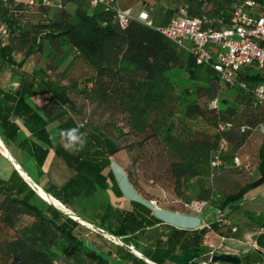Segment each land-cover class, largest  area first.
Wrapping results in <instances>:
<instances>
[{
	"label": "trees",
	"instance_id": "trees-1",
	"mask_svg": "<svg viewBox=\"0 0 264 264\" xmlns=\"http://www.w3.org/2000/svg\"><path fill=\"white\" fill-rule=\"evenodd\" d=\"M150 1L154 26L133 19L122 29L111 13L101 6L91 8L89 0H62L59 9L39 8L16 16L10 5L0 0V26L8 30L4 44L0 42V68L21 67L32 55L43 63L40 80L23 73L13 94L0 89V105L7 100L14 103L7 110L0 106V134L4 140H17L18 127L8 120L12 110L33 138H24L18 145L35 163L37 176L29 174L34 183L80 220L120 241L114 243L113 250H104L87 234L79 235V221L38 196L31 183L13 169L7 178L0 176V264H166L170 256L183 252L197 254L190 262L197 264L207 258L208 234L241 236L239 225L222 218L196 228L164 223L152 211L149 202L154 198L139 193L145 181L136 178L129 167L122 169L131 186L128 190L141 199L127 200L129 208H123L110 198L109 191L116 198H125L115 174L119 168L112 164L119 165L114 156L123 151L132 155L134 147L140 149L144 142L156 138L155 164L172 189V201L164 208L171 211L190 215L184 204L194 200L219 211L234 208L246 192L264 184V135L252 144L256 128L264 124V106L253 105L250 91L222 84L216 72L197 65L192 55L164 37L155 28L160 24L154 14L157 11L170 18L175 9L162 12L155 6L159 0ZM182 1L175 0L177 6ZM233 1L187 0L191 14L223 17L224 23ZM259 3L264 7V0ZM66 47H72L75 55L64 70H58L69 55ZM16 53L22 55L20 61H16ZM239 77L250 90L264 82V72L252 66ZM184 79L186 82H181ZM224 88L236 89L232 99L218 98ZM26 94H48L43 114L24 101ZM202 95L208 102L216 99L217 108H205ZM183 105L185 118L201 117L214 126V133L202 129L174 134L171 125L162 133ZM118 116L123 121L120 126L114 119ZM50 123L57 124L58 144L50 167L55 176L42 170L52 146ZM219 124L230 126L219 131ZM130 137L134 140L129 141ZM222 139L227 141L221 154L223 164L211 175V156ZM242 149L249 153L246 160ZM235 155L242 166L232 163ZM137 160L132 157L133 164ZM253 169L259 178L249 182ZM245 214L259 229L254 241L264 249V232H260L264 230V213ZM137 248L145 251L143 258L135 254ZM241 264H264V254L251 251L241 256Z\"/></svg>",
	"mask_w": 264,
	"mask_h": 264
},
{
	"label": "built area",
	"instance_id": "built-area-1",
	"mask_svg": "<svg viewBox=\"0 0 264 264\" xmlns=\"http://www.w3.org/2000/svg\"><path fill=\"white\" fill-rule=\"evenodd\" d=\"M9 4L12 13L16 15L31 14L39 8L59 9L62 0H2ZM91 8L101 6L104 12L112 14V20L122 29L127 28L133 19L143 22L148 26H154L150 16L152 6L143 1L138 12L134 8H123L118 0H89ZM206 6V3L203 4ZM106 25L107 22H103ZM217 24V25H215ZM164 37L174 42L179 48L185 50L195 60L197 65L211 68L218 75L221 82L230 86L250 91L253 105L264 106V82L253 89H249L247 83L240 79V73L246 67H254L264 72V7L259 0H235L231 4L228 22L223 18L213 19L206 13L191 14L187 0H183L175 9L174 14L165 25L155 27ZM8 36L6 28L0 29V42L4 44ZM217 100L208 103L211 109L217 108ZM229 124H219L218 130L227 129ZM247 127H243L244 130ZM264 132V124L256 130ZM227 141L222 139L218 149L211 156V175L223 164L221 157ZM235 166H242V160L238 155L232 158ZM33 187V185L31 184ZM152 203V202H151ZM155 204V203H152ZM206 202L190 201L184 204L189 214L200 215L205 209ZM206 223H201L199 227ZM251 241V237H248ZM224 238H221L223 241ZM255 245V242H252ZM218 251L210 244L207 258L197 264H226L214 262L212 257Z\"/></svg>",
	"mask_w": 264,
	"mask_h": 264
},
{
	"label": "crops",
	"instance_id": "crops-1",
	"mask_svg": "<svg viewBox=\"0 0 264 264\" xmlns=\"http://www.w3.org/2000/svg\"><path fill=\"white\" fill-rule=\"evenodd\" d=\"M140 3L143 1H147L151 4L150 0H138ZM137 2V1H136ZM177 5L178 3L175 2V0H159V2H156V8L158 10L160 9L162 12L165 9H170V5ZM119 4V2H118ZM120 5V4H119ZM132 5L127 4L126 6H123V8H130ZM173 9V8H172ZM174 14V12H173ZM198 13H196L197 15ZM215 19L221 18V17H213ZM223 18V17H222ZM168 17L164 16L162 14H159L157 11L154 14V20L157 24L165 25L168 22ZM4 25L1 24L0 29L3 28ZM66 55H69L59 64L58 70H64L67 65L71 62L75 55V51L72 47L65 48ZM14 57L16 61H20L22 58V55L20 53L14 54ZM43 63L36 61V56L32 55L29 58L25 60L23 65L21 67L17 66H7L3 65L0 68V89L4 92H9L13 94L20 86V82L22 80V74L26 73L29 75H35L37 80L41 79V74L39 72V67H41ZM48 94H35V95H24V101L29 104L33 109H35L40 114H43L42 108L47 103L48 100ZM3 98V95L0 94V100ZM14 105L12 100H7L5 104L0 105L2 108L4 107L5 110L8 108H11ZM9 122H13L18 127V135L16 141L11 140H4L0 134V176L2 178H7L13 169H15V166H19L21 170L25 172L27 176L30 177V180H32L31 176H37L36 173V167L33 159L25 152L23 151L19 145L18 142L24 138L26 139H33L31 136L30 131L28 128L24 125L23 120L17 116H14L12 114V110H10L9 116H8ZM48 130L51 137L52 146L49 150V154L42 166V170L46 173L47 171L50 172V176H55V170L51 169V162L53 159V152L55 147L58 144V136H57V124L56 123H50L48 125ZM3 145H2V144ZM242 159L246 160L248 158L247 154L242 155ZM16 170V169H15ZM120 171V170H119ZM30 174V175H29ZM120 176V173H119ZM24 178V176H22ZM259 178V173L256 169H253L248 177L249 182H253L256 179ZM26 179V178H25ZM27 180V179H26ZM28 181V180H27ZM34 182V181H33ZM128 186V184H127ZM128 195L131 197L133 196L130 192H128ZM122 199V198H121ZM126 203L129 204L127 201L128 199L123 198ZM249 201L255 202L256 204L252 205L251 208H245V204H247ZM113 203L118 206L114 201ZM234 208H225L223 211H219L220 215L219 218L224 219V221L232 222L236 225H239L242 228L241 236L239 238H224L222 241V244H226V241L231 239L234 240V243L231 246H228V250L225 251V253H231L235 254L240 257V263H241V256L245 255L251 251L258 250L261 254H264V249H261L255 245L252 242H255V236L257 233H259V229L256 227V225L248 219L245 212L249 211L254 215H259L260 213H264V184L258 185L252 189H250L248 192L244 194V196L241 198V200L237 201V206H233ZM129 208V207H127ZM163 210H169L167 208L161 207ZM215 209V208H212ZM171 211V210H169ZM166 218L170 220V216H178L181 217L182 220H179V224H182V227L185 226L188 227H194L197 224L201 223H208L210 221H206V218L203 214L201 215H193L190 214L189 216H183V215H177V214H165ZM208 215H210L208 213ZM260 232H264V230H260ZM248 236H245V235ZM245 236V237H244ZM251 237V241H246L245 248H241L238 243H240L239 240L245 241L244 239L246 237ZM221 239V238H220ZM249 239V238H248ZM206 245V242H205ZM219 253V252H218ZM166 264H173L171 262H167ZM191 264V263H188Z\"/></svg>",
	"mask_w": 264,
	"mask_h": 264
},
{
	"label": "rangeland",
	"instance_id": "rangeland-1",
	"mask_svg": "<svg viewBox=\"0 0 264 264\" xmlns=\"http://www.w3.org/2000/svg\"><path fill=\"white\" fill-rule=\"evenodd\" d=\"M137 1V2H136ZM119 4L121 7L126 6L127 4H131L134 8V13L138 12L140 9V1L138 0H118ZM130 7V8H131ZM170 8L176 9L177 5H170L168 6ZM69 10H72V6L68 7ZM175 11V10H174ZM187 75L184 73L183 77H186ZM183 83L186 82V79H184L183 81H181ZM222 84H224L222 82ZM234 94H236V89L233 88H224V89H220V92L218 94V98H227V99H232L234 97ZM200 101L201 103L205 106V108H209L208 107V100L205 96H201L200 97ZM185 109V106H180L178 107V109L176 110V113L166 122L165 126L163 127V129L161 130V132L163 133L166 129V126L171 125L172 127V133L177 134V133H182L183 135H187V133H190L191 131H195V130H208L211 133H214V126L211 125V123H209L208 121H205L204 119H202L201 117H194V118H185V116L183 115V111ZM120 116H118V118H114V119H118L117 123L118 125H122V119L119 118ZM259 127V126H258ZM180 131V132H179ZM162 133H160L159 135H161ZM260 135H264V132H262L260 129H258L255 133H254V137L252 139V144L256 145L258 140L260 139ZM129 141H133L134 139L132 137L129 138ZM159 138L156 139H149L146 142H144V144L142 145V148L139 149V147H134V150L132 151V155L128 154L126 151H123L117 155L114 156V160L119 162V166L122 169H127L129 167L130 170H132L136 176V178H139L143 181H145V185H144V189L142 191V193L139 191L140 195L144 198V195L146 196H152L154 199L150 200L152 203H155L157 206L159 207H164L167 206L171 203L172 201V189H171V185L169 183V180L167 178V176L161 175V172L159 171L158 165L155 164V161H157V151H158V140ZM241 151H243V154H248L249 153L247 151H245L244 149H242ZM133 156H137L138 160L135 164H133L132 162V157ZM115 164H113L114 166ZM229 170L228 166H226L224 168V172L227 173ZM120 173V176L119 174ZM115 174L117 175V180L120 183V187L125 195V198L128 200H131V197L128 198V187H127V183L125 180V177L123 175L122 171H117L115 172ZM162 177V178H159ZM145 179V180H144ZM149 180H152V182H149ZM33 186H34V182L31 180H28ZM143 185V184H142ZM146 186V187H145ZM110 198L112 201H114L116 204H118V206L123 207V208H127L129 207V204L125 202V200L123 199H119L116 198L110 191ZM256 204L255 202L252 203V201H249L247 204H245V208H251L252 205ZM61 210L67 212L66 210L62 209L61 207H58ZM208 213L210 215H208ZM202 214L205 216L206 221H210L213 220L215 218H219V211L217 209H212V208H205L202 212ZM201 215V214H200ZM179 220H182L181 217L178 216H170V220H168L169 223L175 225L176 227L179 228H185V226L182 227V224H179ZM81 230H79V235L81 236H85V234L88 235V237L90 239H95V243L97 245H99V247H102L104 250H113L114 249V245L115 244H119L120 241L117 238L112 237L111 235L107 234V233H103L101 231H99L98 229H94L92 227H89L87 225L81 224ZM92 233H96L97 235H100V237H94ZM245 236H248L247 234ZM244 236V237H245ZM245 241L242 242V240H239L240 243H238V245L241 248H245V243L246 241H250V239H248V237H246L244 239ZM206 248L208 249V246L210 244H212L213 246H215V248L217 249V251L219 253H225L226 250H228L227 245L231 246L234 243V240H227L226 244H222V241L219 237L208 234V236L206 237ZM115 243V244H114ZM57 264H68L65 261H61V262H57Z\"/></svg>",
	"mask_w": 264,
	"mask_h": 264
},
{
	"label": "water",
	"instance_id": "water-1",
	"mask_svg": "<svg viewBox=\"0 0 264 264\" xmlns=\"http://www.w3.org/2000/svg\"><path fill=\"white\" fill-rule=\"evenodd\" d=\"M16 171L21 175L24 176L23 174H25V172L22 170H19L17 166H15ZM26 175V174H25ZM27 176V175H26ZM26 178V177H24ZM27 180H30V177L27 176ZM38 185L34 183L33 189L35 190V192L37 193L38 196H40L41 198L44 199V197H42L40 195V193H38L37 188ZM66 214H68V216H70L72 219L74 220H78L79 223H81V221L79 220V218L76 216L73 217L70 213L66 212ZM83 224V223H81ZM98 230H100L99 228H97ZM119 240V239H118ZM144 253L145 251L141 248H137L135 254L141 258L144 257ZM197 257V254H192L189 252H183L181 255H172L169 257L168 261L173 263V264H188L190 263L193 259H195ZM212 261L214 262H223L226 264H241L240 263V257L235 255V254H231V253H217L212 257ZM148 263L153 264L152 262L148 261Z\"/></svg>",
	"mask_w": 264,
	"mask_h": 264
},
{
	"label": "clouds",
	"instance_id": "clouds-1",
	"mask_svg": "<svg viewBox=\"0 0 264 264\" xmlns=\"http://www.w3.org/2000/svg\"><path fill=\"white\" fill-rule=\"evenodd\" d=\"M80 139H81V141H83L84 140V136H83V134H81V136H80ZM82 146V145H81ZM74 147V150H79V147H75V146H73ZM112 164H115V165H117V167L119 168V170L120 171H122L123 172V170H122V168L118 165V164H116V163H112ZM125 180H126V183L128 184V186L129 187H131L130 186V184H129V182H128V180L126 179V177H125ZM132 189V188H131ZM133 190V189H132ZM134 191V190H133ZM130 196H128V198H129ZM141 198H139V196L138 195H136V192H135V194L133 195V196H131V200H140ZM150 203V205H151V207H152V211H153V213H154V215H156L159 219H161L164 223H168V224H171V223H169L168 222V219L166 218V215L165 214H177V215H183V214H180L179 212H176V211H169V210H163L161 207H159V206H157L156 204H152L151 202H149ZM183 216H189V215H183ZM173 225V224H172ZM200 226V224H197V225H195L194 227H189V228H196V227H199ZM186 228V227H185ZM188 228V227H187Z\"/></svg>",
	"mask_w": 264,
	"mask_h": 264
},
{
	"label": "bare ground",
	"instance_id": "bare-ground-1",
	"mask_svg": "<svg viewBox=\"0 0 264 264\" xmlns=\"http://www.w3.org/2000/svg\"><path fill=\"white\" fill-rule=\"evenodd\" d=\"M2 144V143H1ZM3 145V144H2ZM18 167V169L19 170H21V168L19 167V166H17ZM22 171V170H21ZM24 175V177H26V179H27V176L25 175V174H23ZM37 189V191H38V193H40V195L42 196V197H44V199L46 200V201H48V202H50V203H53L55 206H57V207H61L62 209H64V210H66L67 208L66 207H64V206H62L61 205V203H59L57 200H55L54 198H52L51 196H49L46 192H44L39 186L36 188ZM68 213H70L73 217H75L76 218V215L74 214V213H72V212H70L68 209L66 210ZM80 220V219H79ZM81 221V223H83L84 225H87V226H89V227H92V228H94V229H97L95 226H92L91 224H89V223H87V222H85V221H83V220H80ZM136 252V251H135Z\"/></svg>",
	"mask_w": 264,
	"mask_h": 264
}]
</instances>
